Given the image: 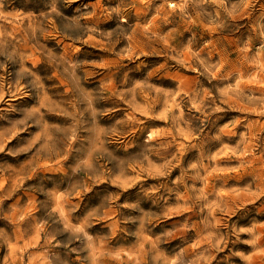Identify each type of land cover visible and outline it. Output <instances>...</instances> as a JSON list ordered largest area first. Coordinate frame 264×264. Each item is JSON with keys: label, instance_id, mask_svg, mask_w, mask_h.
Returning <instances> with one entry per match:
<instances>
[{"label": "rangeland", "instance_id": "rangeland-1", "mask_svg": "<svg viewBox=\"0 0 264 264\" xmlns=\"http://www.w3.org/2000/svg\"><path fill=\"white\" fill-rule=\"evenodd\" d=\"M0 264H264V0H0Z\"/></svg>", "mask_w": 264, "mask_h": 264}]
</instances>
